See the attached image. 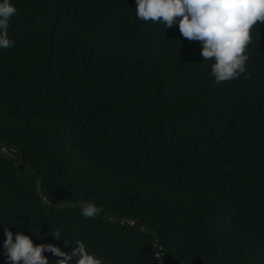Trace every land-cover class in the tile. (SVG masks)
Wrapping results in <instances>:
<instances>
[{
  "label": "trees",
  "instance_id": "obj_1",
  "mask_svg": "<svg viewBox=\"0 0 264 264\" xmlns=\"http://www.w3.org/2000/svg\"><path fill=\"white\" fill-rule=\"evenodd\" d=\"M9 2L0 264L5 228L104 264H264V24L247 78L216 83L202 44L136 0Z\"/></svg>",
  "mask_w": 264,
  "mask_h": 264
},
{
  "label": "clouds",
  "instance_id": "obj_2",
  "mask_svg": "<svg viewBox=\"0 0 264 264\" xmlns=\"http://www.w3.org/2000/svg\"><path fill=\"white\" fill-rule=\"evenodd\" d=\"M135 9L139 20L162 23L164 28L178 23L183 38L199 41L203 60H214L211 75L216 83L241 74L247 78L248 46L253 43L252 30L264 24V0H136ZM16 11L9 0H0V48L14 46L8 29ZM101 210L94 202L81 203L85 218ZM4 231L3 251L9 264H49L45 251L60 257L56 264H104L79 240L71 253H65L55 244L34 245L28 235L17 232L13 236L8 228ZM52 234L57 240L62 238L59 231Z\"/></svg>",
  "mask_w": 264,
  "mask_h": 264
},
{
  "label": "built area",
  "instance_id": "obj_3",
  "mask_svg": "<svg viewBox=\"0 0 264 264\" xmlns=\"http://www.w3.org/2000/svg\"><path fill=\"white\" fill-rule=\"evenodd\" d=\"M0 154H10L9 151H7V149L5 147H1L0 146ZM3 151V152H2Z\"/></svg>",
  "mask_w": 264,
  "mask_h": 264
},
{
  "label": "water",
  "instance_id": "obj_4",
  "mask_svg": "<svg viewBox=\"0 0 264 264\" xmlns=\"http://www.w3.org/2000/svg\"><path fill=\"white\" fill-rule=\"evenodd\" d=\"M9 159H11V158H9ZM24 162H25V161L22 160V162L20 163V168H22ZM27 172H30V169H28ZM137 223H138V220L135 221V224H134V225L136 226Z\"/></svg>",
  "mask_w": 264,
  "mask_h": 264
},
{
  "label": "rangeland",
  "instance_id": "obj_5",
  "mask_svg": "<svg viewBox=\"0 0 264 264\" xmlns=\"http://www.w3.org/2000/svg\"><path fill=\"white\" fill-rule=\"evenodd\" d=\"M0 150H1V149H0ZM2 152H3V151H2ZM10 155H11V157H15V155H14L13 153H11ZM19 160H20V159H19ZM19 160H18V161H19Z\"/></svg>",
  "mask_w": 264,
  "mask_h": 264
}]
</instances>
